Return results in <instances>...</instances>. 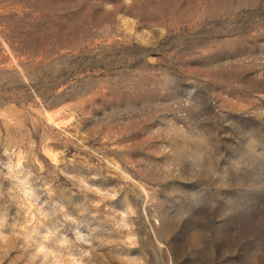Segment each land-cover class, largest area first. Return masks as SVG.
<instances>
[{"label": "rangeland", "instance_id": "rangeland-1", "mask_svg": "<svg viewBox=\"0 0 264 264\" xmlns=\"http://www.w3.org/2000/svg\"><path fill=\"white\" fill-rule=\"evenodd\" d=\"M0 264H264V0H0Z\"/></svg>", "mask_w": 264, "mask_h": 264}]
</instances>
